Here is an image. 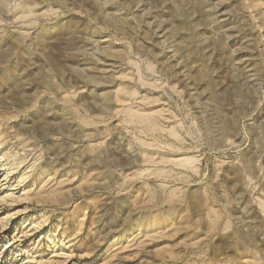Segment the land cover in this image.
I'll return each instance as SVG.
<instances>
[{"label": "rangeland", "instance_id": "rangeland-1", "mask_svg": "<svg viewBox=\"0 0 264 264\" xmlns=\"http://www.w3.org/2000/svg\"><path fill=\"white\" fill-rule=\"evenodd\" d=\"M0 264H264V0H0Z\"/></svg>", "mask_w": 264, "mask_h": 264}, {"label": "bare ground", "instance_id": "bare-ground-1", "mask_svg": "<svg viewBox=\"0 0 264 264\" xmlns=\"http://www.w3.org/2000/svg\"><path fill=\"white\" fill-rule=\"evenodd\" d=\"M1 158V157H0Z\"/></svg>", "mask_w": 264, "mask_h": 264}]
</instances>
